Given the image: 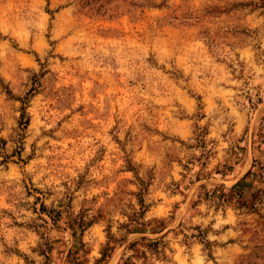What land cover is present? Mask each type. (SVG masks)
Returning <instances> with one entry per match:
<instances>
[{
    "label": "rangeland",
    "instance_id": "1",
    "mask_svg": "<svg viewBox=\"0 0 264 264\" xmlns=\"http://www.w3.org/2000/svg\"><path fill=\"white\" fill-rule=\"evenodd\" d=\"M0 264H264V0H0Z\"/></svg>",
    "mask_w": 264,
    "mask_h": 264
}]
</instances>
